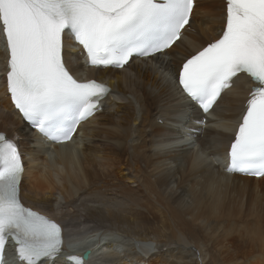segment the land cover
Masks as SVG:
<instances>
[{
	"label": "bare ground",
	"instance_id": "obj_1",
	"mask_svg": "<svg viewBox=\"0 0 264 264\" xmlns=\"http://www.w3.org/2000/svg\"><path fill=\"white\" fill-rule=\"evenodd\" d=\"M85 15L92 12L86 11ZM225 15L223 0H196L187 23L193 29L189 32L186 26L182 28L180 38L170 47V56L160 63L177 73L188 52L216 36ZM62 39L63 45L54 44L52 48H62L66 54L70 51L66 59L68 68L82 77L95 76L107 81L116 93L94 120L82 124L80 139L47 148L42 137L29 129L10 105L2 76L4 53L0 46V130L4 128L7 136H19L26 156L20 198L27 205L39 206L58 216L72 244L97 243L90 247L86 264H108L111 258L110 264H177L162 254L146 256L154 249L147 242L152 237L184 244L192 240L206 247L218 264H242L244 261L238 260L240 252L234 254L237 256H227V252L230 247L239 249L241 238L235 235L238 228L258 226L260 220L264 224V177L230 175L215 167L213 161L218 154L224 157L225 145L234 140L236 119L254 90L251 78L236 76L219 99L212 118L203 122L192 109L193 104L167 79L158 94L168 90L166 100L176 102L168 107L161 98L150 96L147 87L156 91L159 86L155 85V77L151 78V63L132 59L120 71L95 70L77 56L68 34L63 33ZM157 73L170 74L162 70ZM181 108H187L191 114L192 120L187 124H193L198 149L194 142L171 148L183 141L171 138L177 134L172 127ZM158 118L162 120L156 122ZM160 136L169 142H161L155 148ZM171 178L176 181V190L169 188ZM59 196L69 204H78L70 212H55L51 205ZM88 222L112 230L109 234L92 231L84 236ZM113 237L118 241L111 240ZM247 241L249 251L256 252L255 257L264 255L263 239L253 243L248 235ZM65 243L68 245L69 241L66 239ZM8 250L13 257L14 249L10 246ZM129 251L132 253L125 255Z\"/></svg>",
	"mask_w": 264,
	"mask_h": 264
},
{
	"label": "rangeland",
	"instance_id": "obj_2",
	"mask_svg": "<svg viewBox=\"0 0 264 264\" xmlns=\"http://www.w3.org/2000/svg\"><path fill=\"white\" fill-rule=\"evenodd\" d=\"M206 4L209 5V2L207 1ZM150 118H152V115L149 117V119ZM3 129H1L0 131H4ZM170 172H171V176H172L173 169H171ZM131 186H135V185L131 184ZM171 187L173 188V190H176V181L172 178H171V181L169 183V188H171ZM184 197H185L184 199L186 200L187 196H184ZM60 199H62V197H59V200ZM61 204L65 207H69V205L66 202H63ZM79 210H82V208H79ZM82 213L80 212V214H82ZM80 221H82V220L80 219ZM258 223L260 224L258 226H251V227H248L246 229L238 228L235 231V235L237 237L241 238L238 240L240 242V246H239V249H234V247L233 248L230 247L231 249L229 248V250H228L229 252H227V256H233L234 254H239V252H240V257L238 260L244 261L245 262V263L243 262L244 264H264V255H262L260 257L259 256L255 257L256 252L251 253L249 251V247H248L249 241H247L248 235L251 238V241L253 240L252 241L253 243L257 239H263L264 240V224L261 223V220ZM116 232H119L120 234H122V236L125 235V233L120 232L118 230H116ZM249 233H253L257 237H255V235H252ZM106 238H108V236ZM118 239L119 238L113 237L111 240L118 241ZM149 241L152 242L153 248H154L153 249L154 251H152V253H150V254H154V253L162 254V255L168 257V259H170L171 262H176L177 264H218L215 257L208 250H206V247H204L201 243H194V242H192V240L189 242H186L185 244L184 243H177V241H167L166 242V241H163L162 239L161 240L155 239V237H152L151 239H149ZM252 242H250V243H252ZM241 245L243 248L241 247ZM106 250H104L102 253H104L105 251L108 252V248H106ZM234 250H235V252H234ZM122 251H123V249L120 251L121 255L124 254V253H122ZM237 251H238V253H237ZM241 251H243V253ZM258 251H260V249ZM131 253H132V251H129V253L127 252L125 255H130ZM234 256H237V255H234ZM253 257H255V258H253ZM99 259H101V258H99ZM111 259H113V258H111ZM111 259L108 261V264H110ZM101 262H104V261L102 260ZM225 264H229V263H226V261H225Z\"/></svg>",
	"mask_w": 264,
	"mask_h": 264
},
{
	"label": "clouds",
	"instance_id": "obj_3",
	"mask_svg": "<svg viewBox=\"0 0 264 264\" xmlns=\"http://www.w3.org/2000/svg\"><path fill=\"white\" fill-rule=\"evenodd\" d=\"M111 230L112 229H109V233L111 232ZM148 243H152V242H150L149 240L147 241ZM154 251V250H153ZM150 253H152V251H150V252H148V254L146 255V256H148V255H150ZM143 262V261H142Z\"/></svg>",
	"mask_w": 264,
	"mask_h": 264
}]
</instances>
